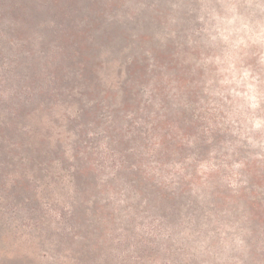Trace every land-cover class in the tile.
I'll return each instance as SVG.
<instances>
[{"label":"rangeland","instance_id":"1","mask_svg":"<svg viewBox=\"0 0 264 264\" xmlns=\"http://www.w3.org/2000/svg\"><path fill=\"white\" fill-rule=\"evenodd\" d=\"M0 264H264V0H0Z\"/></svg>","mask_w":264,"mask_h":264}]
</instances>
